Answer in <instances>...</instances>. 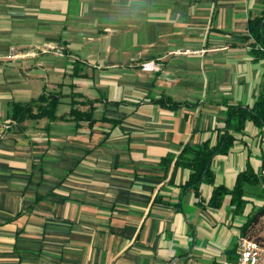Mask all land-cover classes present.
Here are the masks:
<instances>
[{
	"label": "crops",
	"instance_id": "obj_1",
	"mask_svg": "<svg viewBox=\"0 0 264 264\" xmlns=\"http://www.w3.org/2000/svg\"><path fill=\"white\" fill-rule=\"evenodd\" d=\"M262 2L0 0V264L235 259L262 188L246 187L242 214L228 196L219 209L209 201L248 163L260 170L258 129L215 160L214 184L197 195L183 193L190 172L175 162L215 139L226 106H251L264 90L248 34ZM44 94L60 97L57 119L36 117L47 103L18 117L15 105ZM73 99L95 101L93 127L70 116Z\"/></svg>",
	"mask_w": 264,
	"mask_h": 264
},
{
	"label": "trees",
	"instance_id": "obj_2",
	"mask_svg": "<svg viewBox=\"0 0 264 264\" xmlns=\"http://www.w3.org/2000/svg\"><path fill=\"white\" fill-rule=\"evenodd\" d=\"M248 34L252 41L249 47L250 55L256 60L264 57V0L259 16L248 21ZM59 96L54 94H44L37 100L31 101L27 105H15L18 117L33 115L34 105L47 103V108L39 107L42 110L36 115L37 118L48 116L51 120L57 119L56 112L60 104ZM162 107H167L176 111L186 104H179L170 99L161 98L156 101ZM141 103V102H140ZM137 103V106L140 104ZM89 106L87 112H81L77 106ZM95 101L84 100L83 102L72 100L70 116L75 121H87L89 127H93L97 122L93 115L95 112ZM225 121L222 128L215 130V139H207L201 145H186L176 159L175 167L187 169L189 174L188 181L182 186L183 193L194 190L196 195L201 185L205 183L214 184L215 172L213 164L219 156H228L238 142H242L247 135V128L253 125L259 131V136L264 141V90L258 100L251 106L230 105L226 106ZM107 119H103V121ZM109 121V120H107ZM117 124L115 121H111ZM162 165L168 167L171 163L170 157L161 161ZM264 152L261 156V166L259 171H255L251 164H247L244 171L237 176L233 189L229 190L224 186H216L213 190L209 206L213 209L221 208L224 199L231 198L230 203L235 207L237 213H243L249 201L246 199V187L262 188L264 193ZM264 217V200L258 208H253L248 216L246 223L242 227V236L253 239L248 232L252 226L256 225ZM255 240V239H253ZM257 241V240H256ZM260 242V241H257Z\"/></svg>",
	"mask_w": 264,
	"mask_h": 264
},
{
	"label": "built area",
	"instance_id": "obj_3",
	"mask_svg": "<svg viewBox=\"0 0 264 264\" xmlns=\"http://www.w3.org/2000/svg\"><path fill=\"white\" fill-rule=\"evenodd\" d=\"M154 68L151 63L144 64L145 70L152 71ZM225 264H264V243L242 236L238 242L235 259Z\"/></svg>",
	"mask_w": 264,
	"mask_h": 264
},
{
	"label": "rangeland",
	"instance_id": "obj_4",
	"mask_svg": "<svg viewBox=\"0 0 264 264\" xmlns=\"http://www.w3.org/2000/svg\"><path fill=\"white\" fill-rule=\"evenodd\" d=\"M143 69H144V67H143ZM148 71H150V70H148ZM263 186H264V183H263ZM260 196H262V195H260ZM244 220H246V219H244ZM238 221L240 223H242L243 218H240ZM248 234L251 238L264 243V217H262L256 225L252 226V228L249 230Z\"/></svg>",
	"mask_w": 264,
	"mask_h": 264
}]
</instances>
